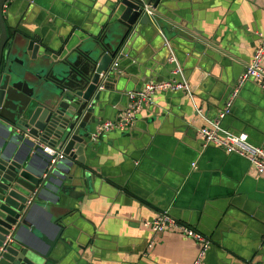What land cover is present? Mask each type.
<instances>
[{
    "label": "crops",
    "instance_id": "1",
    "mask_svg": "<svg viewBox=\"0 0 264 264\" xmlns=\"http://www.w3.org/2000/svg\"><path fill=\"white\" fill-rule=\"evenodd\" d=\"M114 2L11 0L4 14L9 31L41 38L48 46L42 52L55 56L69 41L90 46L94 37L122 29L114 26ZM160 8L169 18L162 22L166 31L142 29L133 59L119 60L120 89L180 80L163 47V31L194 102L182 92H159L131 131L96 140L85 153L96 190L77 199L64 197L70 216L67 248L58 246L63 254L56 264H193L196 242L175 231L155 235L145 227V221L166 211L212 239L205 264H264V177L238 155L204 148L198 133L218 118L253 60L264 32V0H161ZM128 104L124 92H110L99 105L104 112L93 134L102 121L123 117ZM222 127L246 134L253 146L264 149V91L247 82ZM66 164L60 161L55 169ZM38 205L34 210L43 233L54 237L58 219L49 223L42 209L49 203Z\"/></svg>",
    "mask_w": 264,
    "mask_h": 264
},
{
    "label": "water",
    "instance_id": "2",
    "mask_svg": "<svg viewBox=\"0 0 264 264\" xmlns=\"http://www.w3.org/2000/svg\"><path fill=\"white\" fill-rule=\"evenodd\" d=\"M8 1L0 0V248L10 234L14 243L1 264H56V256L63 254L58 246L67 248L70 216L64 197L77 199L96 190L97 178L86 166L85 153L96 145L93 126L104 112L99 105L110 92L133 91L120 89L124 77L111 74L113 65L133 59L134 40L142 29L159 26L166 31L162 22L169 18L161 0H115L114 26L122 29L94 37L90 46L69 41L51 56L42 52L48 46L41 38L8 30ZM160 36L170 60L171 39L163 31ZM22 57L34 68L18 75L14 67L25 65L16 59ZM46 148L65 154L67 164L59 172L55 166L60 161L53 165ZM42 202L49 203L42 208L49 223L58 219L54 237L44 235L34 210Z\"/></svg>",
    "mask_w": 264,
    "mask_h": 264
},
{
    "label": "built area",
    "instance_id": "3",
    "mask_svg": "<svg viewBox=\"0 0 264 264\" xmlns=\"http://www.w3.org/2000/svg\"><path fill=\"white\" fill-rule=\"evenodd\" d=\"M10 1L11 0H9L5 5L4 11L9 8ZM146 9L149 14H152L150 10L151 6L147 5ZM259 39L260 42L254 54L253 60L251 63L246 65L242 77L239 80L238 85L233 88L227 102L225 103L224 109L216 120L210 122L208 121L207 126L199 129L198 133L204 148H217L224 151L226 154L238 155L248 160L250 165L256 169L258 174L264 177V149L253 146L249 142L246 134L236 135L225 131L222 127V121L231 114L234 103L238 98L241 89L247 82L252 81L262 91H264V32L259 33ZM173 56L172 52V56L169 61L175 66L173 74L180 80L150 83L140 90L126 93L125 96L127 97L129 103L126 114L114 121H102L98 125L96 132L93 134L94 140H99L112 132L125 133L131 131L136 125L139 113L146 106L153 105L155 96L159 92H182L186 96L190 97L194 102V96L190 84L185 77L182 67L179 65V61H177ZM121 72L120 63L117 61L113 65L111 74H121ZM45 151L54 157L52 160L53 165H55L58 161H63L65 159V154L63 152L58 153L50 148H46ZM194 166L196 167V165ZM144 225L155 235L175 231L180 233L182 236L193 240L199 246V253L193 264H205L208 252L211 250L213 245V241L209 237L186 225L179 224L167 211L159 213L156 219L152 222L145 221ZM13 243L14 237L10 234L7 237L6 242L0 248V264L3 259V255L7 253L8 248Z\"/></svg>",
    "mask_w": 264,
    "mask_h": 264
},
{
    "label": "rangeland",
    "instance_id": "4",
    "mask_svg": "<svg viewBox=\"0 0 264 264\" xmlns=\"http://www.w3.org/2000/svg\"><path fill=\"white\" fill-rule=\"evenodd\" d=\"M16 59H20L25 61V65L24 66H20V65H16L14 67L16 73L18 75H24L26 73L27 70L29 69H33L34 67L32 66V61L30 59H28L27 57H22V58H16Z\"/></svg>",
    "mask_w": 264,
    "mask_h": 264
}]
</instances>
